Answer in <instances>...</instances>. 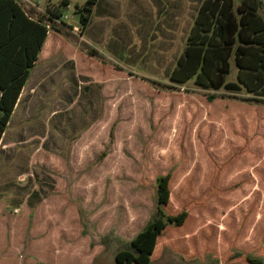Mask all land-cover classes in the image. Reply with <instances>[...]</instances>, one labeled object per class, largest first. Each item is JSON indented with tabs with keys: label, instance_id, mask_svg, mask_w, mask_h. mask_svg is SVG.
<instances>
[{
	"label": "rangeland",
	"instance_id": "rangeland-1",
	"mask_svg": "<svg viewBox=\"0 0 264 264\" xmlns=\"http://www.w3.org/2000/svg\"><path fill=\"white\" fill-rule=\"evenodd\" d=\"M17 1L35 18L65 10L0 141V264H117L116 237L150 220L159 175L182 222L161 226L152 264L264 257V105L169 80L202 0H99L83 30L86 0Z\"/></svg>",
	"mask_w": 264,
	"mask_h": 264
},
{
	"label": "trees",
	"instance_id": "trees-1",
	"mask_svg": "<svg viewBox=\"0 0 264 264\" xmlns=\"http://www.w3.org/2000/svg\"><path fill=\"white\" fill-rule=\"evenodd\" d=\"M95 3L96 0H86L78 6L76 17L81 30L86 28ZM61 4L67 5L68 1L62 0ZM258 8L257 0H242L236 9L232 0H202L183 51L169 74L171 84L178 86L193 81L204 90L209 101L235 98L264 105V19ZM64 10L59 6L47 8L42 17L35 18L17 0H0V141L38 61L48 25L55 26ZM87 53L102 58L91 47ZM232 64L236 69L235 80L229 81ZM229 93H244V96L236 98ZM167 179V175L156 178L155 211L138 236L128 241L116 237L117 264L154 263L159 258L152 260L151 253L161 226L182 222V218L169 215L164 208ZM112 239L109 233L101 242L107 246ZM178 255L184 262L195 261ZM221 258L213 263L219 264ZM223 264H264V257L235 250Z\"/></svg>",
	"mask_w": 264,
	"mask_h": 264
},
{
	"label": "crops",
	"instance_id": "crops-1",
	"mask_svg": "<svg viewBox=\"0 0 264 264\" xmlns=\"http://www.w3.org/2000/svg\"><path fill=\"white\" fill-rule=\"evenodd\" d=\"M99 2V0L96 1V4ZM10 121V120H9Z\"/></svg>",
	"mask_w": 264,
	"mask_h": 264
}]
</instances>
